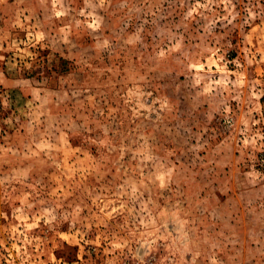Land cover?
<instances>
[{"label": "rangeland", "instance_id": "rangeland-1", "mask_svg": "<svg viewBox=\"0 0 264 264\" xmlns=\"http://www.w3.org/2000/svg\"><path fill=\"white\" fill-rule=\"evenodd\" d=\"M0 264H264V0H0Z\"/></svg>", "mask_w": 264, "mask_h": 264}]
</instances>
